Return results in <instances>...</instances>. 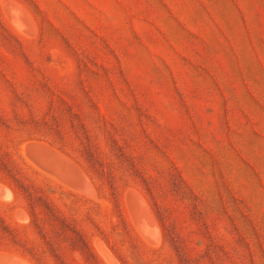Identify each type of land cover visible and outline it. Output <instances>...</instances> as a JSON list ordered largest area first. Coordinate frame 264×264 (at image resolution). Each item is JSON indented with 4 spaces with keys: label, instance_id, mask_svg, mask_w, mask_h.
Instances as JSON below:
<instances>
[{
    "label": "rangeland",
    "instance_id": "374dc122",
    "mask_svg": "<svg viewBox=\"0 0 264 264\" xmlns=\"http://www.w3.org/2000/svg\"><path fill=\"white\" fill-rule=\"evenodd\" d=\"M0 264H264V0H0Z\"/></svg>",
    "mask_w": 264,
    "mask_h": 264
},
{
    "label": "bare ground",
    "instance_id": "6f19581e",
    "mask_svg": "<svg viewBox=\"0 0 264 264\" xmlns=\"http://www.w3.org/2000/svg\"><path fill=\"white\" fill-rule=\"evenodd\" d=\"M70 187V186H69ZM6 194V193H5ZM8 194V193H7ZM8 196V195H7Z\"/></svg>",
    "mask_w": 264,
    "mask_h": 264
}]
</instances>
